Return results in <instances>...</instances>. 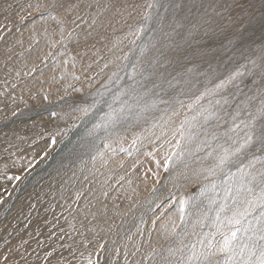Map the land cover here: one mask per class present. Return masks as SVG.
Segmentation results:
<instances>
[{"label":"rangeland","instance_id":"obj_1","mask_svg":"<svg viewBox=\"0 0 264 264\" xmlns=\"http://www.w3.org/2000/svg\"><path fill=\"white\" fill-rule=\"evenodd\" d=\"M222 2L71 0L81 7L52 10L47 0H0V264H180L181 260L188 264L193 251L202 264H224L227 257L217 249L227 229L217 224L215 211L224 202L222 176L194 179L181 161L191 168L201 161L210 165L212 161L204 157L210 150L207 145L217 144L212 133L227 146L223 134L231 117L223 112L218 113L219 121L198 117L191 140L188 125L182 139L177 131L181 121L199 108L182 109L162 134L153 125L163 123L161 109L166 106L142 111L154 97L144 96L137 104L125 94L133 85L132 65L151 61L166 43L160 17H165L164 31H171L168 24L174 19L184 24L177 29L180 35H174L177 43H183L188 21L205 10L197 5ZM111 3L116 7L105 8ZM174 3L184 7L176 9ZM240 3L242 8L233 5L230 14L243 12L250 24L254 42L247 51L241 54L229 45L236 39L235 27L218 31L211 41L200 32L189 39L191 50L216 51L169 66L171 76L180 73L178 79L196 84L185 86L179 96L185 105L240 65L251 67L246 57L259 55L264 0ZM208 11L211 14L212 8ZM180 87L168 96H175ZM142 94L143 89L137 88V95ZM200 104L207 108L208 98ZM113 119L118 120L115 128ZM173 152L179 155L167 161L166 170L165 157ZM126 182L128 190L119 192ZM110 183L112 189L107 188ZM203 185L207 187L201 194ZM181 198L186 201L183 222ZM250 235L237 233L236 251L228 264H244L249 258L247 249L243 254L239 250ZM177 248L181 250L169 254L168 249Z\"/></svg>","mask_w":264,"mask_h":264},{"label":"snow or ice","instance_id":"obj_2","mask_svg":"<svg viewBox=\"0 0 264 264\" xmlns=\"http://www.w3.org/2000/svg\"><path fill=\"white\" fill-rule=\"evenodd\" d=\"M233 5L235 8H242L240 0H232L231 4L228 3V0H223L222 3H216L215 5H197V7H204L205 10L199 13L194 21H188L190 27L183 37V43H177L174 40V35H180L177 29H183L184 24L174 19L172 23L168 24L171 31H164L163 21L165 17H160L159 30L162 34V39L166 43L161 44L160 48L157 49L159 55L151 61L132 65L133 75H130L129 79L133 80V85L129 86V92L125 94L129 96V99L136 100L137 104H139L140 100H143L144 96H153L154 99H152L151 104L145 105L142 111H146L149 108L155 109L158 105L166 106L161 109V120L163 123L153 125V127L159 126L162 129V134L171 118L179 116L182 109L187 108L192 111L194 105L199 108L196 115L191 118L185 115L184 120L181 121L180 128L177 131L180 132L182 139L184 138V126L188 125V139L191 140L194 134L190 130L195 126L198 117L202 118L204 122H208L212 118L218 121L221 120L222 117L218 114L220 112L231 117V124L223 134L226 137L225 143L227 146L219 143L220 137L215 132L212 133V139L217 141V144L215 147L208 144L207 146L210 150L204 157V160L212 161L210 165L205 166L203 161H201L197 167L191 168L189 163L181 162L184 168L190 171L191 177L194 179H199L203 176L207 180L209 176L218 174L222 176L224 202L219 204L215 211L217 224L227 229L224 233L223 242L217 249L218 253H223L227 257L224 264H228V261L232 260L236 251L234 241L237 239V233L241 230L245 233H251L248 241L239 250L241 254L244 253L245 249L248 250L249 258L244 261V264H264V43L259 47V55L256 58L249 59L246 57L251 67L240 65V68L231 72L212 88H205L199 96L195 97L193 103L187 105H185L183 100L179 99V96L184 94L185 86L190 89L196 87V84L191 79L181 81L178 79L181 75L180 73H177L176 76H171L169 71V66L175 67L182 60H187L193 55L204 57L209 52L216 51V49L204 48L196 49L195 52L191 50L192 45L189 43V39L200 32L204 36H208L211 41V38L218 31L222 33L225 29L235 27L236 31L233 35L236 39L230 40L229 45L241 54L249 49L250 43L254 42L251 41V36L249 35L250 24L244 21L243 12L236 17L230 14ZM97 6L99 5L97 4ZM152 6V4H149V7ZM171 6L176 9L184 7L181 3H174ZM8 7L10 8L11 5H8ZM40 7V4L36 5L37 9ZM47 7L52 10H70L81 7V5L72 4L71 0H47ZM87 7L91 8L92 3L88 2ZM109 7H116V4L105 5V8ZM208 8H212L211 14ZM217 8L221 9V11H217ZM224 12H229V15L225 17ZM260 29L262 34H264V19L261 20ZM230 50L231 48L225 49V51ZM211 68L212 65L209 64V69ZM241 68L244 71H241ZM188 72H192V69H188ZM199 75L207 76L208 73H199ZM137 76L139 79H136ZM177 85H181L179 93L175 96H168L169 91L175 89ZM137 88L143 89L142 95H137ZM227 89H231V91H228L226 95H222ZM165 96H168V99H165ZM205 98H208L207 108L200 104V101ZM174 104H178L179 108L173 107ZM121 111H123V107ZM85 114L87 113L85 112ZM241 116H243V119L240 118ZM117 122V119H113L111 126L115 128ZM95 127L99 128L101 125H96ZM103 127L107 128L108 125ZM217 127H219V124ZM229 133H233L235 136L229 135ZM157 138L159 139V137ZM135 142L133 140V143ZM179 145L180 141H177L176 146L179 147ZM178 155L173 152L172 155L165 157L164 166L166 170L168 168L167 161H171L173 156ZM233 168H235V171L232 170ZM16 179H19V177H16ZM206 187L207 185L202 186L201 194H203ZM212 187L213 189L216 188L215 182L212 183ZM185 202L184 198L179 201L180 220L182 222L184 220ZM212 203H215V201H212ZM252 220H255V224L251 223ZM173 234H175V227L173 228ZM211 246V242H209L208 247L210 248ZM180 250L179 248L175 250L168 249L170 255H175ZM180 264H185V261L181 260ZM188 264H202V261L193 251V254L188 257Z\"/></svg>","mask_w":264,"mask_h":264},{"label":"bare ground","instance_id":"obj_3","mask_svg":"<svg viewBox=\"0 0 264 264\" xmlns=\"http://www.w3.org/2000/svg\"><path fill=\"white\" fill-rule=\"evenodd\" d=\"M32 42V41H31ZM17 44V43H16ZM21 44V43H20ZM18 46V45H17ZM0 70H2V68L0 69ZM6 71V70H5ZM82 125V124H81ZM79 126V125H78ZM83 129V126H81V127H78L77 129H75V131L74 132H72L70 135H69V137L66 139V141L64 142V140H63V143H62V145L60 146L61 148L62 147H64L67 143H68V141L69 140H71V138L72 137H74L75 135H77L81 130ZM124 172V171H123ZM122 172V173H123ZM131 174V173H130ZM117 176V175H116ZM119 176V175H118ZM117 176V177H118ZM131 176V175H130ZM106 177V176H105ZM111 177V176H110ZM108 179V178H107ZM112 180V179H111ZM113 181V180H112ZM120 181V180H119ZM128 182V181H127ZM127 182L125 183V185H126V187H120L119 189H118V191L119 192H126L127 190H128V185H127ZM100 183V182H99ZM115 183V182H114ZM124 183V182H123ZM104 184V183H103ZM102 184V185H103ZM118 184V183H117ZM114 186V184L113 183H110L108 186H107V188H109V189H112V187ZM100 187V186H99ZM104 190V189H103ZM100 191V190H99ZM134 192V191H133ZM104 199V198H103ZM100 209V208H99ZM96 217V216H95ZM98 220V219H97ZM99 221V220H98ZM84 225V224H83Z\"/></svg>","mask_w":264,"mask_h":264}]
</instances>
